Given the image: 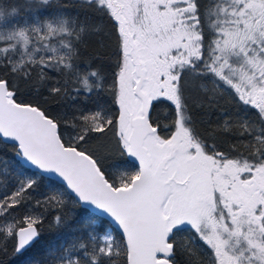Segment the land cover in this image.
<instances>
[{
  "label": "snow or ice",
  "instance_id": "6c2138e0",
  "mask_svg": "<svg viewBox=\"0 0 264 264\" xmlns=\"http://www.w3.org/2000/svg\"><path fill=\"white\" fill-rule=\"evenodd\" d=\"M71 8L0 4V257L264 264V0ZM80 95L96 99L48 107ZM38 188L49 195L34 200ZM37 209L73 231L41 245Z\"/></svg>",
  "mask_w": 264,
  "mask_h": 264
},
{
  "label": "trees",
  "instance_id": "16d2710c",
  "mask_svg": "<svg viewBox=\"0 0 264 264\" xmlns=\"http://www.w3.org/2000/svg\"><path fill=\"white\" fill-rule=\"evenodd\" d=\"M29 0H0V4H13V3H19L21 5H24L25 3H28ZM61 3L67 4L69 7V10H72L71 5L73 3V0H60ZM28 9L22 8L20 17L22 18H28V16H25V12H27ZM99 40L100 38H96ZM94 47H99V53L93 57V61L98 64H103L106 69L110 70L112 66H114V58L110 55V49L105 48L102 45H94ZM107 53V55L105 54ZM87 59V58H86ZM104 98L106 100H111V96L107 93L104 94ZM96 99L95 96H93L91 99H88L85 95H80L78 98H62L58 102H50L48 104V107L50 110H56L59 112H72L76 110L77 108L81 107H90L91 104ZM227 109L228 111L233 110V105L231 103H225L223 107L215 112V114L209 113L205 119H210L212 124L215 125L216 123L221 121V117L224 115V111ZM157 115H161V110H157ZM162 135H167L168 133L165 131H162ZM7 155L9 159L14 158V153L12 152L11 148L7 149ZM22 163V162H21ZM27 168V167H26ZM31 171V170H29ZM59 191H62V189H59ZM50 189L49 188H38L35 193L33 194V199H40L42 200L44 196L49 195ZM37 211H43L44 215L47 217V220L45 222V226L43 229V239L41 241V245L45 244L48 241L51 242H59L62 239L67 238V234L71 233L73 229L71 227H64V228H58L54 225L52 222V214L51 211H46L44 209H37ZM54 211V210H52ZM73 215H75V210L73 211ZM69 221H71L72 217L69 216ZM31 253L23 256V257H17L14 254L9 251V254L5 257H0V259L3 260V264H29V261L31 259Z\"/></svg>",
  "mask_w": 264,
  "mask_h": 264
},
{
  "label": "rangeland",
  "instance_id": "374dc122",
  "mask_svg": "<svg viewBox=\"0 0 264 264\" xmlns=\"http://www.w3.org/2000/svg\"><path fill=\"white\" fill-rule=\"evenodd\" d=\"M23 19H25V20H26V19H28V18H23Z\"/></svg>",
  "mask_w": 264,
  "mask_h": 264
},
{
  "label": "water",
  "instance_id": "95a60500",
  "mask_svg": "<svg viewBox=\"0 0 264 264\" xmlns=\"http://www.w3.org/2000/svg\"><path fill=\"white\" fill-rule=\"evenodd\" d=\"M22 162V161H21ZM25 167H27V165H25Z\"/></svg>",
  "mask_w": 264,
  "mask_h": 264
}]
</instances>
